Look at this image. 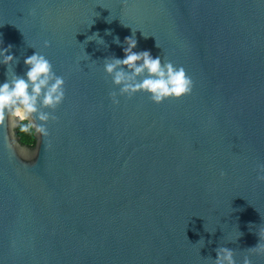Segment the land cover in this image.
Wrapping results in <instances>:
<instances>
[{"label": "water", "instance_id": "water-1", "mask_svg": "<svg viewBox=\"0 0 264 264\" xmlns=\"http://www.w3.org/2000/svg\"><path fill=\"white\" fill-rule=\"evenodd\" d=\"M132 29L191 94L112 103L103 61ZM0 39L18 75L34 47L66 81L35 147L0 120V264H264V0H0Z\"/></svg>", "mask_w": 264, "mask_h": 264}, {"label": "clouds", "instance_id": "clouds-1", "mask_svg": "<svg viewBox=\"0 0 264 264\" xmlns=\"http://www.w3.org/2000/svg\"><path fill=\"white\" fill-rule=\"evenodd\" d=\"M113 19L109 17L107 22L111 23ZM94 23L92 19L89 27ZM106 35H112L111 31H106ZM89 41L107 46L98 32L87 38L85 47ZM114 43L123 48L124 57L112 56L103 61L104 72L119 89L118 93L113 91L110 94L114 105L119 106L120 97L131 99L141 93L149 95L155 104H161L170 98L181 99L192 93L194 82L183 66L178 67L171 61L166 62L160 56L154 57L150 51H136L138 40L133 29L132 35L125 37L123 43L118 36L115 37ZM12 47H4L0 39V65L6 67V79L0 82V120H3L7 113L15 120L27 122L25 130L32 127L37 133L47 137L49 132L46 124L57 119L52 113L66 99L65 78L57 75L52 62L34 47H31L36 50L34 54L26 56L23 60L27 71L18 75L15 68L20 61L10 54ZM44 47H51V43L45 41ZM85 47L82 60L91 61ZM257 181L264 183V163L258 165ZM199 244L204 247V240L201 239ZM249 250L264 252L260 246ZM216 254L215 260L208 258L210 264H237L234 250L228 247L217 248ZM243 264H252L251 258L244 257Z\"/></svg>", "mask_w": 264, "mask_h": 264}, {"label": "trees", "instance_id": "trees-1", "mask_svg": "<svg viewBox=\"0 0 264 264\" xmlns=\"http://www.w3.org/2000/svg\"><path fill=\"white\" fill-rule=\"evenodd\" d=\"M26 124L27 122H22L20 124L17 129V137L22 145L33 148L36 145L35 131L32 127H28L27 130H25Z\"/></svg>", "mask_w": 264, "mask_h": 264}]
</instances>
